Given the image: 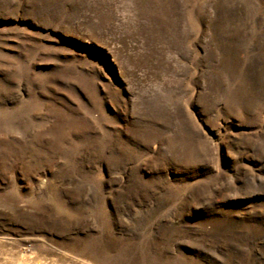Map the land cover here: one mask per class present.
Instances as JSON below:
<instances>
[{
	"label": "rangeland",
	"instance_id": "rangeland-1",
	"mask_svg": "<svg viewBox=\"0 0 264 264\" xmlns=\"http://www.w3.org/2000/svg\"><path fill=\"white\" fill-rule=\"evenodd\" d=\"M0 264H264V0H0Z\"/></svg>",
	"mask_w": 264,
	"mask_h": 264
}]
</instances>
